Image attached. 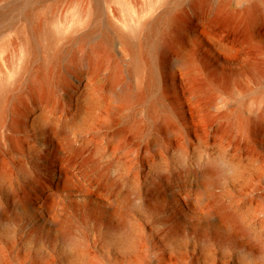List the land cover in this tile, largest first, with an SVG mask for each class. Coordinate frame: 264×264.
<instances>
[{
    "label": "rangeland",
    "instance_id": "rangeland-1",
    "mask_svg": "<svg viewBox=\"0 0 264 264\" xmlns=\"http://www.w3.org/2000/svg\"><path fill=\"white\" fill-rule=\"evenodd\" d=\"M17 3L0 21V264H264V0H40L29 21L25 0H0V12ZM160 15L137 73L126 39ZM161 44L187 62L161 64ZM47 128L74 141L45 162Z\"/></svg>",
    "mask_w": 264,
    "mask_h": 264
},
{
    "label": "bare ground",
    "instance_id": "bare-ground-1",
    "mask_svg": "<svg viewBox=\"0 0 264 264\" xmlns=\"http://www.w3.org/2000/svg\"><path fill=\"white\" fill-rule=\"evenodd\" d=\"M40 0H25V9L22 12V17L24 20L29 21L32 18V11L33 8L35 7L36 3H38ZM21 3H17L12 7H8L5 11L0 12V21L8 18L10 16L11 11L13 8H16L20 5ZM35 10V9H34ZM161 18L160 16L154 17L153 19L146 20L141 23V27L136 31L137 37L139 38V41L137 42H131L129 39H126V42L132 47L133 52H134V62L132 65V68L134 69L135 72H141L143 70L144 62H147L144 57V51L142 49V40L147 38L151 33H153L156 30V27L158 25L159 19ZM35 34H30V58L29 60L31 61L36 55H37V43L36 40L34 39ZM106 39L110 41V38L108 35H106ZM216 45L222 47L223 44L220 42L215 41L213 39ZM220 43V44H219ZM167 44V43H166ZM184 47V46H183ZM181 47L180 50L174 52L173 47H167L163 46L162 44L158 47L157 53L160 59L161 64H166L169 63L172 59L175 57H178V60L182 63L187 62V51L185 48ZM224 47V46H223ZM226 50H228L226 48ZM94 58L93 53H89L87 57L85 58H79V61L77 63V66L79 67L83 66L84 63H91L92 59ZM30 64H28L25 68L26 72L28 73L30 69ZM87 66V65H86ZM96 66V65H95ZM88 68H91L90 65H88ZM37 81V80H36ZM40 86L44 87L46 91L48 92L47 94H52L53 93V86L48 83L47 81H42L39 80ZM154 80L151 75H148L144 79V93L140 97V101H144L146 98L148 90L154 85ZM39 88V87H38ZM124 94H122V98L126 100L127 104L131 102V99L134 97L135 93L133 89H127L126 91H123ZM7 95V94H6ZM5 97V96H4ZM160 101V100H159ZM157 101L156 103H159ZM5 102V100H4ZM4 116V110L1 111L0 119L3 118ZM72 129H75V127H72ZM177 129V128H176ZM70 134L72 136H70ZM57 139H65L67 142L72 140L74 141V137L72 132H65L61 130H55V129H49L47 128L44 133V142L42 145H45L46 147H51L48 150L46 149L45 155L41 156V159H43L45 162L48 160V155H50L52 152H54L57 148L56 142ZM107 188L112 187V183L110 180L106 181ZM221 212L223 213V216L228 224H235L236 222V217L230 213L227 209L222 207ZM114 218L116 219L117 223L119 226H123L125 224L123 212L121 210H116L112 213ZM57 234L61 237L67 236L70 232V230L65 227L64 225L61 226L60 228L57 229Z\"/></svg>",
    "mask_w": 264,
    "mask_h": 264
}]
</instances>
